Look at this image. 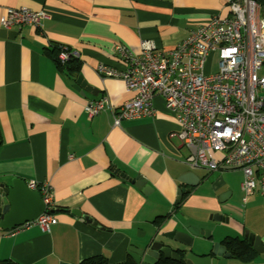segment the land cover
I'll use <instances>...</instances> for the list:
<instances>
[{"label": "crops", "instance_id": "0c3cea01", "mask_svg": "<svg viewBox=\"0 0 264 264\" xmlns=\"http://www.w3.org/2000/svg\"><path fill=\"white\" fill-rule=\"evenodd\" d=\"M228 2L0 0V29L8 9L46 15L39 29L16 27V39L0 37V183L48 182L56 208L68 210L54 214L57 224L49 232L37 225L0 229V261L79 264L102 255L111 264H135V247L151 239L168 242L164 234L194 227L211 233L209 239L194 238L195 254L208 255L227 237L249 245L247 233L260 249L249 245L256 253L249 263L213 258L217 264H264V197L244 201L240 171L210 173L187 165L190 151L173 134L178 125L161 96L153 100L154 118L123 120L118 127L107 108L93 119L83 110L104 96L111 107L132 96L122 80L96 72L100 64L126 69L115 45L135 55L141 40L170 50L214 16H229ZM60 46L77 54V72L58 67L54 55ZM80 76L93 89L77 90ZM122 174L144 178L153 191L145 195ZM181 189L183 199L176 204ZM218 215L228 221L218 222Z\"/></svg>", "mask_w": 264, "mask_h": 264}, {"label": "built area", "instance_id": "2783aa9c", "mask_svg": "<svg viewBox=\"0 0 264 264\" xmlns=\"http://www.w3.org/2000/svg\"><path fill=\"white\" fill-rule=\"evenodd\" d=\"M227 4L229 16H214L170 50L141 40L135 55L115 45L126 69L100 64L96 72L122 80L132 96L114 107L104 96L88 101L83 110L93 119L107 108L118 127L123 120L154 116L153 100L161 96L178 125L173 134L190 151L185 163L210 173L242 172L246 201L255 194L264 197V14L256 0ZM45 18L28 8L8 9L1 26L8 31L26 25L39 29ZM215 53L218 71L211 73L206 68ZM71 58L77 54L60 46L56 62L65 66ZM28 187L43 195L46 212L26 225L49 232L57 224L52 186L32 180Z\"/></svg>", "mask_w": 264, "mask_h": 264}, {"label": "water", "instance_id": "95a60500", "mask_svg": "<svg viewBox=\"0 0 264 264\" xmlns=\"http://www.w3.org/2000/svg\"><path fill=\"white\" fill-rule=\"evenodd\" d=\"M0 37L14 40V38L17 37V32L1 28ZM76 85L79 87H76L77 90L86 89L90 91L93 89L87 86V82L84 81L81 76L78 78ZM121 176L141 189L145 195L153 191L146 180L140 176L133 179L123 174ZM194 178L197 180L195 175ZM192 185L194 186L195 184ZM184 192L185 189L179 190L176 204L182 201ZM44 212H46L45 205L38 192L32 191L24 181L15 178L11 181L10 185L0 183V229L12 230L25 226L27 223L35 221ZM70 213L81 218V221L87 222L88 224L93 223V220L89 216L82 214L79 210H71ZM215 217H217L215 220L218 222L223 223L228 221L227 218L224 219L219 215ZM185 230H174L164 234L163 236L168 242L154 241L151 239L148 244H145L143 247H135V249H132L131 256L135 264H156L161 258L174 259L183 264H217L218 260L213 258V256L224 258H229L231 256L227 253L226 248L219 243H214L208 255L195 254L192 251L194 238L201 235L205 236V239H209L211 233L209 230L199 231L194 227H189ZM245 237L249 245L253 246L257 251H260L258 248L259 240L257 238L247 233Z\"/></svg>", "mask_w": 264, "mask_h": 264}, {"label": "trees", "instance_id": "16d2710c", "mask_svg": "<svg viewBox=\"0 0 264 264\" xmlns=\"http://www.w3.org/2000/svg\"><path fill=\"white\" fill-rule=\"evenodd\" d=\"M256 1L259 3L264 13L263 0H256ZM56 53L54 55V58H56L57 55ZM57 65L60 69H64L65 71L67 70L69 73L77 72L80 69V63L77 58H71V60L65 66H62L58 63ZM0 146H1V135H0ZM57 212H68V210H65V208H59V209L56 208L54 210V213ZM157 221H159V219H157ZM222 244L227 249L228 253L231 254V257L242 259V261L244 262L249 263V261L253 260L256 255L255 251L252 249L251 246L247 244L246 241L237 238L227 237L222 242ZM0 264H17V263H14L11 260H4V261H0ZM79 264H111V263L106 257L99 255V256L86 258V260L83 259ZM119 264H134V263L131 261H127ZM156 264H183V263L175 261L174 259L172 260V259L161 258Z\"/></svg>", "mask_w": 264, "mask_h": 264}, {"label": "rangeland", "instance_id": "374dc122", "mask_svg": "<svg viewBox=\"0 0 264 264\" xmlns=\"http://www.w3.org/2000/svg\"><path fill=\"white\" fill-rule=\"evenodd\" d=\"M218 62V54L215 53L214 55L210 56L206 69L211 73H216L218 71Z\"/></svg>", "mask_w": 264, "mask_h": 264}, {"label": "bare ground", "instance_id": "6f19581e", "mask_svg": "<svg viewBox=\"0 0 264 264\" xmlns=\"http://www.w3.org/2000/svg\"><path fill=\"white\" fill-rule=\"evenodd\" d=\"M144 118L152 119V118H154V116H146ZM35 182H37L38 184H42V182H39V181H35ZM38 194H39L40 198L42 199L43 198V195L41 193H39V192H38ZM42 201H43V199H42ZM52 213L55 214L54 211ZM31 225H33V224H31Z\"/></svg>", "mask_w": 264, "mask_h": 264}]
</instances>
